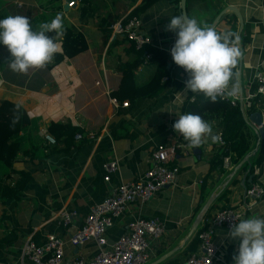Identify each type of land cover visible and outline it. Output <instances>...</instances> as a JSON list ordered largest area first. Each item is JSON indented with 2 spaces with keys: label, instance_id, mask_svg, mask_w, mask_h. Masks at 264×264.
I'll list each match as a JSON object with an SVG mask.
<instances>
[{
  "label": "crops",
  "instance_id": "crops-1",
  "mask_svg": "<svg viewBox=\"0 0 264 264\" xmlns=\"http://www.w3.org/2000/svg\"><path fill=\"white\" fill-rule=\"evenodd\" d=\"M68 1L60 2L64 26H75L76 31L85 36L89 45L86 51L72 58L66 56L64 62L52 69L47 66L31 69L24 75L9 68L10 53L0 44V100L22 103L34 120L27 132L31 141L22 147L14 167L30 173L27 185L20 188L25 182L24 179L20 181L21 174H10L0 162V178L5 177L10 185L20 188L16 197L0 195L1 261L34 264L25 253V244L30 239L42 244L52 233L66 241V251L71 257L94 255L98 246L92 239L75 246L69 237L82 226L91 205L104 199L111 185L135 180L151 166V149L155 144L180 136L173 130V124L180 115L187 114L184 99L193 93L184 92L188 74L171 56L177 36L165 30L172 16L181 15L180 0H156L140 16V30L150 37L153 48L162 49L168 73L161 78L163 90L152 97L136 98L129 109L116 108L110 100L111 91L117 90L121 82L120 65L131 59L126 48L128 43L111 45L113 36L105 43L100 21L110 14L119 20L142 0H87L90 18L86 21L80 18V0L75 7L65 9ZM40 4L38 0H0V19L9 15L27 16L23 11L26 7L36 10ZM262 4L263 0H187L186 4L188 16L202 26L211 27L215 18L225 11L214 29L225 32L231 28L239 37L241 57L232 83L238 85V89L241 84L244 93L254 87V74L264 72ZM40 24L41 21L37 22V27ZM63 37L58 41L61 52L64 50ZM156 69L157 62L138 65L134 70L135 81L147 83ZM67 120L80 129L78 133H83V138L79 140L77 133L71 141L50 142L46 137L50 122ZM212 126L214 134L220 136L221 129ZM199 149L195 154V149L183 146L176 161L175 183L159 189L146 202L136 200L114 217L107 231L109 242L127 231L137 217L161 218L167 226V246L144 264H179L192 249L197 250L196 246L191 247L195 234L188 239L187 236L201 210L197 209L201 202L204 205L212 194L218 195L217 206L211 214L247 203L243 195L247 188L246 181L243 182L247 172L236 175V183L228 182L227 174L233 172V163L227 173L209 170L211 160L221 156L219 144L209 138ZM262 155L263 160L254 170V176L255 182L264 187V150ZM113 159L118 166L110 174L111 180L106 181L104 164ZM205 181L208 195L202 200ZM223 188H227L226 196L219 198L218 192ZM67 209L79 212L72 224H65L59 218ZM252 217L264 218V198L245 208L242 219ZM229 230L226 226L216 227L213 240L219 254L214 264H234L233 256L238 252L240 240L232 239ZM170 252L173 254L167 256Z\"/></svg>",
  "mask_w": 264,
  "mask_h": 264
},
{
  "label": "built area",
  "instance_id": "built-area-1",
  "mask_svg": "<svg viewBox=\"0 0 264 264\" xmlns=\"http://www.w3.org/2000/svg\"><path fill=\"white\" fill-rule=\"evenodd\" d=\"M81 1V0H80ZM70 8L75 7L79 0L68 1ZM264 19V0L261 6ZM128 15V14H127ZM126 15V16H127ZM117 20L113 24L112 34L116 36H128L134 40L136 46L142 48L151 45L152 40L140 30L141 18L139 15H132L127 19ZM144 64L151 59L146 55ZM255 85L247 93H241L233 97L225 96L221 100H229L232 105L239 102L245 107L244 102L249 101L258 93H264V72L259 71L254 74ZM116 108L128 107V100L121 103L113 96L110 99ZM261 125L264 126V112ZM46 137L52 143H57L56 137L50 132H46ZM219 147L223 148L225 140L222 135ZM77 138H83V133H78ZM189 148L182 137L173 140L159 141L151 149V166L135 180L113 184L107 191L106 196L100 202L94 203L90 211L82 220V226L78 231L70 236L68 240L75 246H82L85 242L93 240L98 246L96 253L91 257H71L66 251V241L58 234L52 233L46 237L44 243L39 244L33 239L25 244V253L34 264H144L153 256H156L165 246H167V226L160 218L156 217H137L136 221L121 236L109 242L107 231L114 223V217L122 214L131 203L136 200L146 202L154 196L159 189L175 183L178 176V165L176 163L182 147ZM118 166L116 159L104 164L105 180H111V173ZM232 165L231 156H225L223 169L228 171ZM247 203L225 209H219L207 218H203L201 230L198 236L197 250L190 252L179 264H214L219 254V248L213 240L217 226H226L230 229L231 225L238 223L245 213V208L257 204L264 198V187L260 183H252L244 190ZM77 210L67 209L59 214V218L65 224L73 223L78 216ZM0 264H17L13 262L1 261ZM20 264H24L22 261Z\"/></svg>",
  "mask_w": 264,
  "mask_h": 264
},
{
  "label": "trees",
  "instance_id": "trees-1",
  "mask_svg": "<svg viewBox=\"0 0 264 264\" xmlns=\"http://www.w3.org/2000/svg\"><path fill=\"white\" fill-rule=\"evenodd\" d=\"M38 1L41 3V0ZM86 1L87 0H81L79 4L80 18L83 21L90 18ZM155 1L156 0H142L140 4H137L132 8L131 12L124 19L132 17V15L141 16V14L145 12L149 6L154 4ZM55 2L60 3L62 0H55ZM84 5L86 6L84 7ZM29 9L32 11L34 7H29ZM58 9L62 10V3H60ZM115 22H117V17L112 14L100 21L103 35L102 38L105 43H108L113 36L111 35V31ZM64 29L65 31L60 36H56L54 33H49V35L53 36L57 42L64 36V50L63 52L57 53L53 60L47 64L48 69H52L53 66L64 62L66 56L72 58L78 53L86 51L89 46L85 36H83L82 33L77 32L75 26L66 24ZM225 32H232L237 36V33L231 28H228ZM117 38H121L122 40ZM126 43H128V45ZM114 44H126V48L128 49L127 53L131 55L129 61L120 65L123 74L121 76L119 88L111 91V95L120 103L128 100L130 105L124 108H131L138 97H152L163 90L164 85L161 78L168 73V68L167 58L164 56L162 49L153 48L151 45H145L142 48H139L136 46L135 41L130 40L127 35L114 37L111 41V45ZM146 55H150L151 57L149 62H157V69L147 83L139 84L134 79V70L138 65L145 62L147 59ZM237 68L238 64L233 70L234 79L238 73ZM184 103L186 113L192 112L193 114H199L210 124L221 129V135L225 140V143L223 148H221V156L216 160H211L209 170L217 169L219 172H226L222 167L225 156L230 155L232 163L234 166H237L246 155L250 154L251 151L253 152L249 161L240 166V168L235 171L234 175L231 174L232 172L227 174L228 182L230 180V182L236 183L238 181L236 175H240L241 171L247 172L246 187H250L252 183L255 182V176L252 182H249V177L254 174V170L257 166H260L263 160L262 152L264 150V138L258 143L260 135L256 128L247 121L246 115H251L253 112L264 111V93H258L249 101L244 102L247 107L242 105L241 102L237 105H232L229 100H221L220 98H218L217 102L212 103L207 101V98L199 93H192L187 96L184 99ZM33 121L30 113L22 103H17L8 99L0 100V162L10 170V174H21L20 181L24 179L25 182L20 188L27 185L31 176H29V172L24 170L17 171L14 167L19 159L22 147L26 142L31 141V135H27V132H29L28 129L33 127ZM48 129L49 132L56 137L57 142L71 141L74 135L80 131V129L70 120L65 122L52 121L50 122ZM24 131L26 135L24 134ZM180 137H182V135H180ZM186 143L188 144V141H186ZM197 148L199 149L201 146ZM207 177L208 175L206 176V180ZM20 188L18 189L17 187L10 185L5 177L0 178V195L2 197H16ZM205 190L206 181L201 190L202 200H205L208 195V191L205 192ZM226 190L227 188L219 190V198L226 196ZM218 200L215 201L210 210L205 213L204 219L207 218V216H210V212L217 206ZM202 207L203 205L201 202L197 208L198 211L202 209ZM200 227L201 225L195 232V235L191 238L192 248L195 246L197 248L199 245L198 236L201 230ZM192 250L195 251L196 249Z\"/></svg>",
  "mask_w": 264,
  "mask_h": 264
},
{
  "label": "clouds",
  "instance_id": "clouds-1",
  "mask_svg": "<svg viewBox=\"0 0 264 264\" xmlns=\"http://www.w3.org/2000/svg\"><path fill=\"white\" fill-rule=\"evenodd\" d=\"M38 29H33L27 16L9 15L0 19V44L10 53L8 66L13 72L27 75L31 69H42L61 52L60 44L49 33L63 34L62 16L57 14ZM165 30L177 36L170 52L175 64L188 74L185 93L202 94L212 103L238 94V85L232 83L233 70L241 57L238 36L202 26L195 18L183 14L172 16ZM173 130L188 141L189 148L200 147L209 138L213 143L221 142L212 124L192 112L180 115ZM236 219L238 223L231 225L228 234L240 240L234 264H264V218Z\"/></svg>",
  "mask_w": 264,
  "mask_h": 264
},
{
  "label": "water",
  "instance_id": "water-1",
  "mask_svg": "<svg viewBox=\"0 0 264 264\" xmlns=\"http://www.w3.org/2000/svg\"><path fill=\"white\" fill-rule=\"evenodd\" d=\"M70 1H72V0H70ZM186 4H187V0H180V3H179V6H180V7H179V8H180V10H181V14L188 16V13H187V10H186ZM64 7H65V9H68V8H69V5H68V4H65ZM224 13H225V11L221 12V13L215 18L214 22H213L212 25H211L212 28L216 27V25H217L218 22L220 21L222 15H224ZM188 17H189V16H188ZM112 35H113V37L116 36V35H114V34H112ZM239 91H240L241 93H243V86H242L241 84H240V87H239ZM246 119H247V121H248L251 125H253V127L256 128L257 132L259 133L260 138H259V140H258V143H260V142H261V139L264 138V126L261 125L262 120H263L262 112H259V111H258V112H253V113H251L250 116H247V115H246ZM200 150H201V149H198V148L196 149V148H195V154H196L198 151H200ZM252 153H253V152L251 151L250 154L246 155V156L244 157V159H243V160H242L237 166L234 167V170H233V172H232L233 175L235 174V171L238 170V169L240 168V166H242L245 162L249 161V159H250ZM253 178H254V174H252V175L249 177V182H252ZM245 181H246V178H244L243 182H245ZM217 197H218V195H216V194H212V195L206 200V202L204 203L202 209L200 210L199 213L196 214V216H195V218H194L195 220H194V222H193V224H192V226H191V229H190V231H189V233H188L187 239H188L190 236H192L193 234H195V232L198 230V228H199L201 222L204 220L203 218H204V216H205V213H206L208 210H210V208L212 207V205H213L214 202L216 201ZM171 254H173V253L170 252L167 256H170ZM167 256H165L163 259H165Z\"/></svg>",
  "mask_w": 264,
  "mask_h": 264
},
{
  "label": "rangeland",
  "instance_id": "rangeland-1",
  "mask_svg": "<svg viewBox=\"0 0 264 264\" xmlns=\"http://www.w3.org/2000/svg\"><path fill=\"white\" fill-rule=\"evenodd\" d=\"M60 5L59 2H55V0H41V7L36 10H30L28 7L23 11L27 14V17L30 19V23L34 30L38 29L37 22H50L57 14L62 16L61 10L58 9ZM33 15L30 16L29 13Z\"/></svg>",
  "mask_w": 264,
  "mask_h": 264
}]
</instances>
